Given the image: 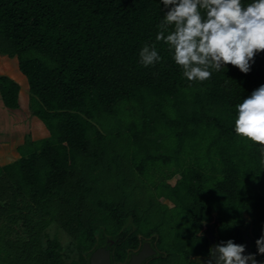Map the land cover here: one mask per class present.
Instances as JSON below:
<instances>
[{"label": "trees", "instance_id": "1", "mask_svg": "<svg viewBox=\"0 0 264 264\" xmlns=\"http://www.w3.org/2000/svg\"><path fill=\"white\" fill-rule=\"evenodd\" d=\"M166 12L160 0H0V40L9 44L17 59L18 77L28 81L27 105L39 124L36 130L48 135L36 141L28 136L19 149L21 158L0 167L1 186L5 185L0 189L6 192L11 190L9 184L16 186L21 197L30 199L26 210L40 209L68 233L84 228L76 245L79 258L67 264H88L106 237L117 239L113 263L121 264L127 261L126 249L138 243L134 232L125 231L133 210H122L123 201L95 202L108 211L98 227H112L104 228L100 239L97 227H84L80 218L83 168L97 154L91 151L93 145L100 147L102 119L116 116L123 107L139 110L141 125L129 127L137 150L145 154L136 165L141 173L148 161L158 158L180 165L185 145L197 144L200 137L199 143L213 147L200 168L184 167L171 189L175 202L186 209L209 182L203 172L208 165L212 173L221 174L218 189L228 202L238 200L243 206L253 191L248 183L264 175L263 145L234 131L236 105L264 84V52L254 57L247 74L228 64L207 80L189 81L167 45L155 39ZM145 43L156 45L162 57L159 63L145 67L139 62ZM22 90L15 80L0 75L6 108L25 105ZM158 130L167 134L169 147L160 148L163 138L155 137ZM146 140L151 145L143 147L141 142ZM152 151L160 155L155 157ZM186 215L196 218L197 213L186 211ZM19 220L22 225L10 219L7 229L18 226L14 228L23 231L19 228L23 226L27 238L20 234L0 240V252L4 251L0 264H66L60 243L44 233L49 221L36 227Z\"/></svg>", "mask_w": 264, "mask_h": 264}, {"label": "rangeland", "instance_id": "2", "mask_svg": "<svg viewBox=\"0 0 264 264\" xmlns=\"http://www.w3.org/2000/svg\"><path fill=\"white\" fill-rule=\"evenodd\" d=\"M7 66L14 73H11L6 68ZM17 66V59L13 57L11 47L7 42L0 40V75L9 76L21 85L23 89L22 100L25 104L19 109L10 110L4 106L0 96V167L12 165L21 158L19 149L26 144L28 136L33 141L48 136L46 132L36 130L39 124L31 118L27 105L28 81L18 77L19 69ZM102 122L103 138L100 147L97 148L96 144L93 145L91 151H96L97 154L89 158L83 168L82 192L84 194L80 206V218L84 227L96 226V238L100 239L103 229L106 227L112 229V227L107 226V224H104V227H98L102 223V215L107 214L108 211L95 202L123 201L122 210H133V217L127 222L125 231L134 232L136 238L145 236L149 240L151 238L157 240V250L160 255L159 258L157 257L158 261H150V264H169L167 258L169 257V236L173 237V224L170 222L171 215L175 218L179 217L183 221L186 220L184 222L189 230L196 229L194 225L189 223L187 215L180 213L174 207L178 203L175 202L171 189L177 184L183 168L188 166L200 168L201 161L207 160V152L213 147L209 143H199L202 140V137H200L197 144L192 143V148L187 144L185 145L184 150H182V159L180 157V165L176 162L164 163L161 158H158L154 162L148 161L143 168L144 173H141L136 165L145 159V154L137 150L138 146L132 141V131L129 127L133 124L141 125L139 110L135 106L123 107L116 116L106 117L102 119ZM155 137L163 138L159 145L161 149L169 147V139H167V134L164 131L158 130ZM174 140L171 141L174 142ZM208 142L211 143V140H208ZM141 145L148 147L151 143L146 140L142 141ZM152 153L155 157L160 155L155 151H152ZM197 159H199V162H196ZM248 166L252 167L253 165L248 164ZM211 169L209 165L203 168L204 174H207L210 180L202 186L203 191L200 190L202 192L198 194L199 198L196 199V204L213 203L214 200L219 198V206L228 211L230 207H234L238 203L228 202V197L220 193L222 188L218 189V182L221 174L215 171L212 173ZM253 184L254 182L251 181L247 187H251ZM1 185L0 180V188L5 186ZM9 187L11 190H7V194L0 189V240L3 241L5 238L16 239L20 234L22 238L24 235L27 238L23 226L19 227L23 231L14 228L18 226L7 229L10 219L12 221L13 219L18 220L19 225H22V221L19 219H24L25 222L28 221L36 227L47 220L49 226L43 229L44 233H48L52 239L60 243L61 253L65 258L64 260L67 261L66 264L72 260H77L79 255L76 251V245L79 238L82 237L81 234L84 228L74 233H68L62 229L59 222L46 216L40 209L29 208V210H26L25 206L31 205L30 199L25 196L21 197L16 190V186L12 188V185L9 184ZM14 200L16 203H14ZM178 206L181 207L179 204ZM259 206L261 205L259 204ZM229 214L234 217V212ZM134 217L141 218V220L137 222ZM178 237L177 234L176 238ZM1 246L2 242H0ZM3 252H0V258L3 257ZM14 253L11 251L13 256Z\"/></svg>", "mask_w": 264, "mask_h": 264}, {"label": "clouds", "instance_id": "3", "mask_svg": "<svg viewBox=\"0 0 264 264\" xmlns=\"http://www.w3.org/2000/svg\"><path fill=\"white\" fill-rule=\"evenodd\" d=\"M167 9L157 25L156 41H163L173 61L189 81H204L214 71L231 64L249 73L254 57L264 52V0H160ZM162 57L154 43L139 50L145 67ZM234 131L264 145V84L236 105ZM264 156V148H262ZM256 253H246L245 244L221 241L209 248L204 264H264V234L256 241ZM199 264H202L199 261Z\"/></svg>", "mask_w": 264, "mask_h": 264}, {"label": "flooded vegetation", "instance_id": "4", "mask_svg": "<svg viewBox=\"0 0 264 264\" xmlns=\"http://www.w3.org/2000/svg\"><path fill=\"white\" fill-rule=\"evenodd\" d=\"M261 159L263 163L261 168L264 169V156ZM254 181L255 183L249 187L253 191H251V199L247 202V206L240 205L237 200L238 204L230 207L227 211L219 206V198L214 200L213 203H205V205L203 203L195 205V200L194 204L187 209L186 207H179L178 204L175 205L174 207L185 215L186 211L197 213L196 218L187 216L189 223L194 225L196 229L189 230L184 222L186 220L183 221V219L181 220L179 217L175 218V216L171 215L170 222L173 224V237L169 236V257H167L169 258V264H199V261L204 264L208 259L210 246L229 239L234 240L237 244H245V254L256 253L255 241L264 234V175L261 174ZM220 193L225 194L222 191ZM232 212H234V217L229 214ZM177 234L178 238H176ZM142 237L138 236V243H131V247L124 252L123 257H127V261L121 264H127L130 256L138 253L144 244H150V248L157 251V255L149 258L144 264H150L152 259L159 257L160 252L157 250L158 241L153 238L149 240L147 239L148 237ZM104 242L101 247L106 246L108 243L111 250L112 264H114L113 256L116 250L114 247L118 243L117 239L106 237ZM257 259L264 261V256L257 255Z\"/></svg>", "mask_w": 264, "mask_h": 264}, {"label": "water", "instance_id": "5", "mask_svg": "<svg viewBox=\"0 0 264 264\" xmlns=\"http://www.w3.org/2000/svg\"><path fill=\"white\" fill-rule=\"evenodd\" d=\"M149 245L144 244L138 253L132 254L127 264H144L149 258L157 255V251L151 249ZM88 264H112L111 250L108 243L91 253Z\"/></svg>", "mask_w": 264, "mask_h": 264}]
</instances>
